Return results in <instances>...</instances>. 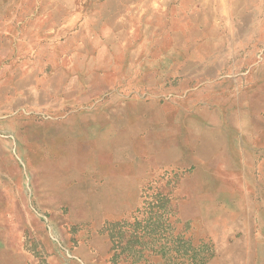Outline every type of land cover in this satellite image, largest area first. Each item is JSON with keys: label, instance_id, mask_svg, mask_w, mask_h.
<instances>
[{"label": "crops", "instance_id": "1", "mask_svg": "<svg viewBox=\"0 0 264 264\" xmlns=\"http://www.w3.org/2000/svg\"><path fill=\"white\" fill-rule=\"evenodd\" d=\"M175 214L264 264V0H0V264Z\"/></svg>", "mask_w": 264, "mask_h": 264}, {"label": "rangeland", "instance_id": "2", "mask_svg": "<svg viewBox=\"0 0 264 264\" xmlns=\"http://www.w3.org/2000/svg\"><path fill=\"white\" fill-rule=\"evenodd\" d=\"M169 225L167 230L163 218L142 221L136 217L113 223L103 246L104 264H184L192 251L207 252L208 247L187 230L182 215H172Z\"/></svg>", "mask_w": 264, "mask_h": 264}, {"label": "trees", "instance_id": "3", "mask_svg": "<svg viewBox=\"0 0 264 264\" xmlns=\"http://www.w3.org/2000/svg\"><path fill=\"white\" fill-rule=\"evenodd\" d=\"M199 252L197 250L192 251V254L190 256H196Z\"/></svg>", "mask_w": 264, "mask_h": 264}]
</instances>
